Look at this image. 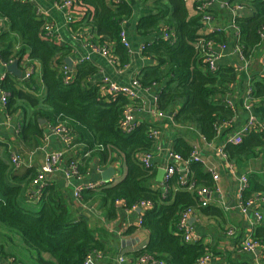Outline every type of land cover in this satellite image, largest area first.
Here are the masks:
<instances>
[{"label":"trees","instance_id":"1","mask_svg":"<svg viewBox=\"0 0 264 264\" xmlns=\"http://www.w3.org/2000/svg\"><path fill=\"white\" fill-rule=\"evenodd\" d=\"M155 1L157 12L141 17L136 25L142 35L152 31L159 33L143 49L154 63L136 78L143 88H156L157 110L171 113L175 124L193 126L206 141H213L219 124L229 122L234 116L227 97L233 93L239 77L232 65L211 68L203 46L207 42L224 44L225 30L216 26L213 31L204 33L207 23L202 20L203 14L212 17L211 7L202 11L193 3L195 13L190 15L185 0ZM238 3L248 13L232 17L238 29L236 44L244 60H249L262 41L264 0ZM72 10L77 18L71 22V29L94 30L101 45L110 44L112 55L120 66H125L128 49L119 34L123 21L132 15L130 4L126 0H73ZM0 18H4L8 26L0 31V60L6 64L16 60L19 65L26 59L30 63L37 61L45 87L44 96L36 98L24 91L33 85L31 76L19 84L6 73L0 81V90L6 94V112L11 114L19 110L23 114L17 127L20 138L26 145H33L43 132L38 119L50 120L49 113L65 119L68 129L67 120L72 119L91 135L92 141L87 144L89 151L94 152V146L106 159L115 152L123 161V179L101 187L108 201V216L114 217L117 200H122L125 208L143 201L151 202V207L143 209L140 215V226L148 231L150 238L146 246L133 253L132 260L146 255L166 264H197L208 251L200 240L184 241L177 224L183 211L187 208L194 211L201 206L196 189L210 190L213 181L199 161L190 160L192 145L183 137H176L172 151L186 162L187 178L193 190L179 184L182 173L178 164L169 179L162 185L155 184L156 167H145L140 157L154 151L156 140L149 137V130L159 129L158 123L142 120L129 132L123 131L120 120L130 100L122 94L106 93L101 82L90 83L96 67L89 61H79L72 78L65 82L61 67L70 50L45 30L48 21L37 14L33 3L0 0ZM162 32L170 35L169 38H163ZM250 89L251 97L264 102V78L252 77ZM223 151L229 160L254 152L256 156L264 155V130L252 129L241 134L239 143L228 141ZM8 161L0 157V226L19 234L23 246L34 252L37 264H85L90 254L104 251L103 243L95 237L88 223L71 217L53 183L46 182L41 187L35 201L37 207L23 204L25 197L30 195L26 191L35 172L33 175L28 170L19 173ZM247 180L248 187L241 195V203L255 196L264 199V183L255 180L252 174ZM91 191L82 190L80 198L84 199L86 192ZM201 209L206 215L221 214L219 209L208 205ZM251 235L264 246V218ZM261 261L264 264V254Z\"/></svg>","mask_w":264,"mask_h":264},{"label":"crops","instance_id":"2","mask_svg":"<svg viewBox=\"0 0 264 264\" xmlns=\"http://www.w3.org/2000/svg\"><path fill=\"white\" fill-rule=\"evenodd\" d=\"M132 7L131 17L123 21L122 31L129 43L128 63L120 66L117 59H113L111 54L104 56L100 48H111L110 44L101 45L97 39L94 30L80 28L71 29V22L67 21L66 12L56 6L55 0H33L38 13L47 19L51 25L54 38L62 45L69 48L70 53L65 58L72 60V68L69 70L73 74L75 66L81 60L93 63L96 67V73L91 78L90 83L100 82L103 77L114 81L119 85H129L133 78L144 69L153 65L154 61L145 55L142 46L153 41L159 34L152 31L149 34H140L137 30V22L143 16H148L157 12L158 4L155 0H126ZM164 1V0H162ZM212 19L206 25L204 33L210 28L222 26L226 33L225 47L221 48L216 44L214 49L219 54L215 61V67L220 65H232L238 72V83L233 86V93L228 94V99L234 108V116L229 123L221 125L217 129L216 138L213 141H206L193 126H180L174 123L171 113H165L161 118H157L155 91L156 88H141L138 90V105L133 111L132 116L137 122L147 120L158 123V137L154 142V151L152 152L151 164L156 169H165L172 159L168 154L172 151V144L176 137H183L198 152L199 162L204 170L209 173L213 181V186L206 195L207 205L220 210V215H206L201 207L194 209L188 222L193 235L200 240L210 254L212 264H263L261 258L262 250L244 251L241 249V243L245 237L252 234L253 229L260 224L256 222L253 216L258 210L264 218V207L261 202L244 206L241 204L237 189L241 175L249 176L252 174L255 180L264 183V155H255L248 153L236 160H229L223 152L225 143H227L238 131L246 124L249 116L255 119V125L264 129V102L250 97L246 101V90L249 87L250 80L254 76L264 78V38L255 50L254 57L244 60L238 51L236 44V31L233 28L232 17L234 15L231 8L243 0H211ZM188 13L194 15L195 10L192 1L185 0ZM237 13H248L244 8ZM74 16V20L77 18ZM7 22L0 18V31L7 29ZM64 58V60H65ZM116 58V57H115ZM63 60V61H64ZM28 60L26 59V62ZM9 64V63H8ZM6 63L0 60V81L6 73L21 82L28 81L23 78L24 67L18 64V70L21 72L20 78L13 73L6 71ZM32 71L31 79L33 85L24 91L29 95L41 98L45 94V87L41 80V67L37 61H28ZM65 64V62H64ZM248 103L250 109H245ZM31 111V110H30ZM50 120L46 118L38 119L42 127V137L34 140L33 145H26L18 134V124L23 114L17 110L8 114L5 104L1 101L0 90V157L9 162L10 156L17 154L20 156V164L14 166L19 169V173L26 170L33 175L39 170L43 163L44 156L48 152L65 151L62 156L58 169L47 174L46 182L53 183L67 204L69 213L73 219H82L88 223L95 237L103 243L104 251L96 256L94 264H118L117 258L124 256L132 261L134 252L147 245L150 234L140 225L138 220L143 208H125L121 202L116 204L114 217H109L107 212L108 201L101 190L102 186L114 184L125 175V167L121 157L112 152L108 158H104L98 151L87 149V144L92 141L91 135L83 128H79L72 119L69 121L70 140L66 144L59 133H53L52 127L56 124L65 125V119L61 116H55L49 113ZM53 121V122H52ZM56 122V124H52ZM67 127V126H66ZM78 161L79 180L67 181L64 169L67 164L73 160ZM181 173L184 170V164L178 162ZM112 168L113 174L108 181H103L101 173ZM210 172L217 175L212 178ZM157 174V172H156ZM154 183L162 185V182L156 180ZM97 183L100 188L91 192H86L84 199L78 200L74 195V187L78 184ZM27 194L23 204L29 207H37L36 188L31 184L27 187ZM257 197V196H255ZM206 205V206H207ZM233 230L228 234V230ZM3 231L4 242L0 243V264H35L34 254L28 251L20 241L17 245L18 234L0 226V233ZM15 238V239H14ZM13 241V243H12ZM16 241V245L15 242ZM46 256V255H45ZM16 261V263H15Z\"/></svg>","mask_w":264,"mask_h":264},{"label":"built area","instance_id":"3","mask_svg":"<svg viewBox=\"0 0 264 264\" xmlns=\"http://www.w3.org/2000/svg\"><path fill=\"white\" fill-rule=\"evenodd\" d=\"M26 1L34 4L33 0H26ZM189 1L197 3L198 4L197 8L202 10V11L205 10L206 8H209L212 5L211 0H189ZM55 4L57 7H59L60 9H62L66 12V18H67L68 22H72L74 20L73 19L74 18V16H73L74 12L72 10L73 0H55ZM34 6H35V4H34ZM243 9H244V6H242L238 3L235 5V7L231 8V11H233V13L235 15V14H237L238 11H242ZM35 10H36L37 14L40 15L38 13L36 6H35ZM211 19H212V17L209 14H203L202 20L205 23L208 24ZM233 28L236 31L235 39H237L238 29L235 25H233ZM51 29H52L51 25L49 23H47L45 26V30L49 33H52ZM214 29L215 28H210V29H208V31H213ZM161 35L163 38H169V36H170L166 32H162ZM119 36H120V39H121V42L123 43V45L127 49H129V43L125 37L124 31H121ZM261 37H262V39L264 38V29H262ZM215 45L216 44H214V43L207 42L203 46V50L207 56V60L209 61L211 68L215 67L214 63L217 60V58L219 57V54L214 49ZM144 46L145 45L142 46V50L144 49ZM220 47L224 48L225 45L220 44ZM238 51L240 52L239 47H238ZM100 52L104 56H108L109 54H111L110 49L107 47L100 48ZM240 55H241V53H240ZM111 56L114 60L116 59L112 54H111ZM22 65L24 67L23 78L25 80H28L31 76L32 69L26 61H24ZM61 69L64 72V81L65 82L70 81V79L72 78V75H73V74L69 73V70H71V69H69L66 64L62 65ZM100 82L104 84V91L106 93L110 94L111 96H114L116 94H122L123 96H125L127 99L130 100V103H128L125 106V109L123 111V117L120 120V127L122 128V130L129 132L138 123L137 120L133 119L132 113L134 110H136L138 108L137 107V105H138V90L143 88L141 86L139 80L137 78H133L129 85H119V84L115 83L114 81L109 80L107 77H103ZM250 97H251V89H250V84H249V87L246 90V101ZM155 100H156V96H155ZM1 101L4 104L6 103V94L3 93L2 91H1ZM133 101H136V102H133ZM227 101L230 104V106L233 108L232 103L229 101V99H227ZM244 107L247 110L250 109V105L248 103H246V105ZM233 110H234V108H233ZM155 112H156L157 118H161L164 115V113L162 111L157 110V108H156ZM229 122H222L221 125L229 123ZM221 125L219 124L217 129L220 128ZM252 129L264 130V129L255 125V119L253 116L250 115L246 124L229 141L233 142V143H239L241 141V134H243L247 131H250ZM51 130L53 133H58V134L60 133L62 135L64 142L66 144L69 143V140L71 139L70 138L71 135H70L69 129L65 125L56 124L52 127ZM149 137L156 140L158 137V129L151 128L149 130ZM64 153H65V151H62V150L61 151H53V152H48L44 156L42 165L40 166L39 170H37V172L35 173V175L31 179V184L36 188V193H35L36 196H38L39 190L46 183L45 180H46L47 174L58 169ZM223 154L225 156V153H223ZM168 156L170 159H172L173 162L169 163L166 166V168L164 169L165 173L163 175V181L169 179V177L174 172L175 166L178 164V162H182L184 164V170L178 179L179 184L183 185L187 190H193V184L190 183L189 179L187 178L188 170H187L186 162L182 161L180 155L177 153H174L173 151H170ZM151 159H152V153H144L140 157V162L145 167H151L152 166ZM190 160L200 161L198 158V152H197V150L194 149V147L192 148V151L190 153ZM10 162L12 164H14L15 166H18L20 164V156L17 154L11 155L10 156ZM210 173H211L213 179L217 178V175L214 172H210ZM64 174H65V178L68 182L71 180H79L77 159H73L67 164V167L64 169ZM100 186L101 185L100 184L97 185V183L78 184L74 187L73 193L76 196V198L78 200H80L81 199L80 198V192L82 190H84V189L85 190H94V189L100 188ZM247 187H248L247 176L245 174L241 175L239 178V185H238V189H237V195H238L239 200L241 198L243 191ZM208 193H209L208 188L196 189V194L199 198L201 206L207 205L206 195ZM118 202H121L123 204L122 200H117L116 204ZM240 202H241V200H240ZM256 202H261L262 204H264V199L259 198V197H254V198L250 199L249 201H247L243 205L248 206V205L255 204ZM135 207L147 209V208L151 207V202L150 201L139 202L136 206H133L131 208H135ZM192 214H193V210L191 208H187L185 211H183L181 213L179 220H178V224H177L178 230L182 233L184 241H187V242H194L197 240V238L193 235L191 227H190L189 222H188V220L192 216ZM253 216H254L256 222H260L263 219L262 214L258 210H256L254 212ZM137 223H138V225L142 224L141 218L138 220ZM232 233H233V230H231V229L228 230V234H232ZM240 247L244 251H251V252L255 251V250H262V251L264 250V246L259 244L257 241H255L252 238V235L245 237L244 240L242 241ZM99 254H101V253L90 254L86 258L85 264H94V260H95L96 256H99ZM117 263L118 264H166L165 262H163L161 260H156V259H153L152 257L146 256V255L139 256L132 261L127 260L124 256H120L117 258ZM197 264H212L210 261V254L208 252H206L204 255H202L197 260Z\"/></svg>","mask_w":264,"mask_h":264},{"label":"water","instance_id":"4","mask_svg":"<svg viewBox=\"0 0 264 264\" xmlns=\"http://www.w3.org/2000/svg\"><path fill=\"white\" fill-rule=\"evenodd\" d=\"M64 62L68 66L69 69L72 68V60L70 58H68V57L65 58ZM17 68H18V63L16 60H14L11 63H9L8 65H6V71L13 73L15 76L20 78L21 72ZM113 171L114 170L112 168H108V169L104 170L101 173L103 181H108L111 178ZM164 173H165L164 169H158L157 174H156V180L159 182H162V178H163Z\"/></svg>","mask_w":264,"mask_h":264},{"label":"rangeland","instance_id":"5","mask_svg":"<svg viewBox=\"0 0 264 264\" xmlns=\"http://www.w3.org/2000/svg\"><path fill=\"white\" fill-rule=\"evenodd\" d=\"M13 232H14V231H13ZM14 234L17 235V233H14ZM0 236H4V237H5L6 235H5V233H3V231H1ZM17 236H18V240H19V241H17V245H19V244L21 245V243H20V241H21V237L19 236V234H18ZM4 237H3V238H4ZM3 238H0V243H1V242H4V239H3ZM14 239H15V238H14ZM12 243H13V241H12ZM14 243H15V245H16V241H15ZM31 253H34V252L31 251ZM19 264H20V263H19ZM35 264H37V263H35Z\"/></svg>","mask_w":264,"mask_h":264}]
</instances>
